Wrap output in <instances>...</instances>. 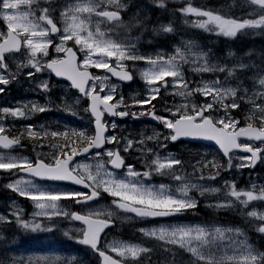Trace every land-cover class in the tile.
<instances>
[{
	"label": "snow or ice",
	"instance_id": "1",
	"mask_svg": "<svg viewBox=\"0 0 264 264\" xmlns=\"http://www.w3.org/2000/svg\"><path fill=\"white\" fill-rule=\"evenodd\" d=\"M150 2L167 9V0ZM128 7L127 0H0V86H3L0 94L23 76L35 85L33 91L38 90L46 98L44 104L29 100L18 101L17 107H0V147L22 148V141L28 139L35 153L34 158L0 155V170L27 177L15 179L6 187L30 200L38 210L32 213V219L23 218L18 209L10 214L0 213V224L14 225L25 233H51L59 229V221L54 218L79 222L80 226L74 229L76 235H70L69 231L63 234L89 248L98 264H143L141 254L155 251L150 246L108 242L105 230L117 219H178L197 207L191 191H199L200 195L220 191L188 180L183 175L182 159L172 153L161 157L145 146L147 141L157 142L158 147L182 140L213 142L225 162H221L218 154L212 159L206 154L197 161L199 167H194V172H200V180H216L221 171L255 167L258 160L264 161V64L246 77L251 81L249 87L236 73L257 69L255 64L243 59L232 67L211 63L191 42L175 46L172 55L163 51L142 53L137 43L118 38L119 30L141 27L149 18L138 11L125 21ZM243 7L245 15L238 17L183 0L174 14L200 18L192 21V26L218 36L235 38L238 33L248 34V30H259L264 35V0H244ZM173 31L171 22L153 28L156 34ZM138 62L147 65L140 71L146 94H137L139 98L133 96L129 102L110 81L112 77L132 81ZM183 64H192L191 70L197 74L224 73L225 79L214 76L193 86L185 77ZM53 77L57 78L54 86L64 87L68 92L75 90L71 92L73 105L65 102L56 107L78 116L76 106H81L87 114V123L63 128L25 124L21 130L15 123L17 120H27L34 113L52 109L54 101L48 94L52 91ZM229 77L237 81L234 86L227 83ZM162 92L165 95L171 92L182 100L169 105ZM158 97L159 102L153 103ZM237 110L245 113L243 121ZM145 116L167 131L153 129L152 135L141 134V138L133 139L130 133L123 134L125 126L115 119L139 120ZM9 119L11 123L6 124ZM45 141L56 150L45 152ZM132 152L141 153L138 159L143 158L145 170L126 162L125 154ZM80 156L96 163L83 164L76 159ZM204 170H208L207 176ZM154 173L171 176L177 186L147 183ZM224 186L226 199L217 203L216 208L239 203L248 209L253 201L264 202V185L253 182L251 189H238L234 181L225 179ZM104 194L112 198L107 208L98 206ZM244 214L253 230L264 236V212L251 210ZM140 231L162 242L166 252L172 251L169 245L187 252L189 264H264V248L251 244L245 231L238 227L168 222ZM0 241V264H74L77 260L75 256L38 255L25 262L23 256L11 254V242L3 235ZM172 264H176L175 260Z\"/></svg>",
	"mask_w": 264,
	"mask_h": 264
},
{
	"label": "flooded vegetation",
	"instance_id": "2",
	"mask_svg": "<svg viewBox=\"0 0 264 264\" xmlns=\"http://www.w3.org/2000/svg\"><path fill=\"white\" fill-rule=\"evenodd\" d=\"M211 3V5H205L206 2ZM221 8L227 9V6H230L231 3H226L225 0H222ZM230 2L231 0H227ZM219 2H213L211 0H201V4L197 7L206 8V9H214L217 10V4ZM207 4V3H206ZM131 7H128L127 12L132 11ZM224 12V10H222ZM230 13L229 15H234ZM225 13V12H224ZM125 21L130 20V15L128 13H124ZM122 35V34H121ZM120 35V37H121ZM118 37V38H120ZM14 66V61L11 62ZM131 63V62H129ZM140 68V65L137 63V69ZM97 71V70H93ZM52 91L48 94L51 96L52 100L54 101V105L50 111H46L44 113H34L32 114L29 119L27 120H17L15 123L18 126H22L25 124H36L37 126L41 124H48L52 127H65V126H78L81 124L87 123V114H85L81 110V106L77 107L79 112L78 116L70 115L63 107H56V105L62 106L65 102L69 105H73L74 99L71 96V92H75V90H71L68 92L64 87H56L57 79L54 77L52 78ZM67 83L66 81L64 82ZM118 83V82H117ZM51 84V85H52ZM120 91L118 93H122L129 102H131V98L133 96H139L142 89H145L144 85L140 80V76L138 75V70L135 72L134 80L130 84H124L119 82ZM3 87V86H0ZM35 85L30 84L29 81L21 76L18 80L12 82L7 87V91L3 94H0V107L7 106V107H16L12 106L13 104L9 103L14 97H18L19 101H38L41 104L46 103V98L44 95L39 94L38 90L33 91L32 89ZM165 101L169 105L179 104L182 100L180 96H173L171 93L165 95ZM63 96V99L60 97ZM199 99V98H198ZM13 102V101H12ZM159 97L157 101H153V103H158ZM151 107V105L146 106ZM167 115V113H164ZM83 117V119H81ZM108 119H112L109 117ZM117 122L123 126V134H131L133 139L141 138V134L144 137L152 135L153 129H156L161 132H166V129H163L162 126L157 127V122L152 121L150 117H141L139 120H134L130 117H125L123 120L120 118H115ZM5 123H11V120L5 121ZM162 140V137H161ZM23 147H16L14 146L11 149H3L0 147V154L1 155H12V156H27L30 158L35 157V153L32 151V142L28 139H24L22 141ZM146 147L153 148L161 157L166 156L168 153H172L175 156L182 159L185 164L183 168V175L193 183H198L203 187L207 188H219V192H211L206 191L204 195H200L199 191H191L189 194L193 196L197 200V207L194 209L188 210L182 216L177 218H167V220H160L159 218H131V219H117L115 221L116 226L111 230H108L106 240L111 242L113 240H118L122 242H130V243H143L146 242L150 246L157 243L160 247H157L156 256L150 257L148 263H155V264H164L166 262H173L169 255V252L162 250L161 244L162 242L156 241L153 238L146 237L143 238L140 229L142 228H152L158 226L159 223H189V224H203V225H215L221 227H238L245 231L246 235L249 237L250 241L256 244L255 246L260 245V243L264 242V236L257 233L253 228L250 226L249 218L245 216V212L256 210L258 212H264V202L261 201H253L249 204L248 209H244L239 203L234 204L232 207H223V208H216L214 207L217 203H223L226 199L225 196V186L224 180L227 179L228 181H234L238 189H251L252 183L255 182L258 186L264 185V161L260 160L259 163L255 167H245L243 169L237 170L233 167L230 171H221V175L216 178V180H200V172L195 171L194 167H199L197 165L198 160H202L205 155L207 154L208 159H212L214 155H219L221 158V162H225V158H222V155L219 154L217 149L214 146L204 144L202 142H194L188 140L177 141L175 143L168 142L167 147H158L157 142L155 141H147ZM111 147V146H109ZM45 152L55 151L56 149L48 144L47 141L44 142ZM127 156V163L134 164L138 170H145L144 169V160L143 158L138 159L141 157L140 152H132L131 154H125ZM243 155V154H241ZM79 162L84 163L87 162L90 158H85L84 156H80L76 158ZM238 163V161H234V164ZM122 171V170H120ZM212 171H215L213 169ZM205 176L208 174V170H204ZM27 178L26 176L20 174L19 176H9L8 173L1 171L0 172V211L5 212V214H10L13 210L10 204L14 205V209L20 210V214L25 219H32V213L37 211L34 208L32 202L30 200L25 199L24 197L19 196L17 193L12 192L10 189L6 187L7 184L11 183L15 179L19 178ZM251 178L253 180H251ZM41 184H47L49 182L45 181H37ZM147 183H153L156 185L165 184L175 188L178 184L171 176H162L158 174H153L150 180L146 181ZM15 197V198H14ZM111 197H108L107 194H104L103 197L99 200L98 206L107 205V207L111 204ZM26 200V201H25ZM79 206H77L78 208ZM123 215V214H122ZM132 215V214H128ZM14 219V217H13ZM64 219V218H62ZM37 220H44V218L37 217ZM70 222H65V225H68ZM3 227L10 228L7 233L11 234L12 237L24 239L25 236L32 235L35 238H41L44 236L49 238V240L57 239V234L54 232H36V233H25L22 229L17 228L11 224H4ZM0 226V233L3 230V227ZM102 239H104L102 237ZM21 250H26L24 246H19L18 248ZM52 250V248H50ZM36 251L37 248H34ZM33 250V251H34ZM189 255L187 252H180L179 253V264H189V260L185 257ZM147 262V261H146ZM144 262L143 264H146ZM178 263V262H176Z\"/></svg>",
	"mask_w": 264,
	"mask_h": 264
},
{
	"label": "trees",
	"instance_id": "3",
	"mask_svg": "<svg viewBox=\"0 0 264 264\" xmlns=\"http://www.w3.org/2000/svg\"><path fill=\"white\" fill-rule=\"evenodd\" d=\"M139 1L137 4H141L143 0H137ZM239 3V5L243 6L244 0H235ZM148 5L146 7H141L138 5L137 8L134 7V9L131 11V18L135 13L140 11L141 16L147 15L149 18L144 21L143 26L136 27L134 29H131V33L137 37L138 40L142 43L143 51H150L154 50V44H159V42H167V38L172 37L174 34H176V29L179 24H181L185 20H189L188 16H182L179 13L174 14V10L179 8L182 3H173L167 0V9H161L158 7H155L150 0H147ZM210 2V1H209ZM209 2L207 4H209ZM246 11V10H245ZM169 22L172 23V26L174 28L173 33H160L156 34L153 32V28H158L160 23L168 24ZM189 29H186V33L190 34V32L194 29L192 26V23L188 25ZM205 34V33H204ZM249 34V33H248ZM248 34H244L245 40L247 42L246 45H236V55L243 59L246 63L249 64H255L257 66V69H252V71L258 70V67L262 64H264V35L259 34V30H251L250 36L246 38ZM220 36H216L214 39H219ZM155 39V40H154ZM241 41V40H239ZM168 43V42H167ZM171 42L168 44V46L164 47L163 50L167 51L168 53H172V44ZM212 51H209L211 57L213 60L218 62V59L220 58L219 54H224L222 51L211 49ZM156 51V49L154 50ZM248 53H251L248 55ZM249 72V71H248ZM241 74L240 71H237L236 75L239 76ZM214 76H218L221 80L225 79L224 73H215V74H204L202 79L207 78H214ZM234 80V78L229 77L227 82H231ZM237 115L240 117V119H244V113H240L239 110H237ZM91 253V252H90ZM156 253V252H155ZM169 255L174 258V253L169 252ZM91 256H94L93 254ZM153 257L156 256L152 255ZM148 264H155V263H148Z\"/></svg>",
	"mask_w": 264,
	"mask_h": 264
},
{
	"label": "rangeland",
	"instance_id": "4",
	"mask_svg": "<svg viewBox=\"0 0 264 264\" xmlns=\"http://www.w3.org/2000/svg\"><path fill=\"white\" fill-rule=\"evenodd\" d=\"M134 0H127V2L129 3V6H130V4L133 2ZM170 2H173V3H180V2H182L183 0H169ZM139 6H141V7H146L147 5H148V2H144V3H141V4H138ZM233 7H234V5L233 4H231L230 6H227V9L228 10H232L233 9ZM102 27H105V26H103L102 25ZM130 40H132L133 42H135V43H137V47H138V49H139V51H141L142 53H146V54H149V55H152V54H155L156 52H158V51H163L166 55H168V52L167 51H165V50H156V51H143V50H141L140 49V41L139 40H135V39H130ZM191 42L192 44H194L195 46H196V50H198V51H200V52H203L204 54H206L207 55V57H208V59L210 60V62L211 63H216L215 62V60H213V58L211 57V55H210V53L209 52H207L205 49H204V47L202 46V45H200L198 42H196L195 40H193V39H190V38H184V37H180L179 38V40H178V42H176V44H175V46H182L183 45V42ZM220 41H222L221 40V38H219L217 41H215V43L217 44V45H219L220 44ZM175 46H174V48H175ZM229 52H232L233 53V51H231V50H227L226 52H225V56H226V59H227V65L229 66V67H232L234 64H236L239 60H241V59H239L235 54L234 55H232V56H229L228 55V53ZM224 55H220V58H222V59H224V57H225ZM145 67H147V65L146 64H142V66H140V68L138 69V73H139V75H140V71H142ZM182 67H183V70H184V73L186 74V70L188 69L190 72V82H192V84H193V86H195V84H196V82H195V80H194V78L195 77H197V76H199V75H202V74H197V73H194L191 69H192V67H193V65L192 64H183L182 65ZM253 72L254 71H249V72H246V73H244V72H241V74H239V77L244 81V83L246 84V85H248L249 87H251V81L250 80H248L246 77H248V76H251L252 74H253ZM169 79H171V78H169ZM52 81H53V79L51 80V84H52ZM141 82H142V84L144 85V83H143V81H142V79H141ZM110 83H115L116 85H117V91H120V86H119V84L118 83H116V82H114V81H110ZM229 85H232V86H234L236 83H237V81L234 79V80H232L231 82H227ZM53 85V84H52ZM59 88H61V87H59ZM107 90V89H106ZM163 93V92H162ZM171 93V92H170ZM140 95H145L146 94V90L145 89H142V91L139 93ZM200 100H202L203 99V97H198ZM179 102H181V101H179ZM73 104H74V102H73ZM147 106H149V105H147ZM76 107H79V106H76ZM146 107V106H145ZM244 116H245V113H244ZM239 117V116H238ZM240 118V117H239ZM242 120V119H241ZM1 155V154H0ZM12 156V155H11ZM96 162L94 161V160H92L91 158L87 161V162H84L83 164H86V165H94ZM2 170H0V172H1ZM251 180H253L252 178H251ZM15 198V197H14ZM26 201V200H25ZM11 206H12V208L14 209L15 207H14V205L13 204H10ZM99 207H102V208H107V205H104V206H99ZM38 211V210H37ZM51 211V210H50ZM0 213H3V214H5V212H2V211H0ZM54 219H57V220H60V221H65V220H67V219H62V218H54ZM129 219H131V218H129ZM2 225H4V224H0V226H2ZM200 225H203V224H200ZM205 226V225H204ZM3 227V226H2ZM77 227H79V225L78 224H76V223H70V224H68V225H66L65 227H63L62 229H58L57 230V233L59 232V230H65V231H69V232H72V233H74V234H76L75 233V231H74V229L75 228H77ZM208 227H210V226H208ZM10 228H8V227H3V230L1 231V233H0V235H3V237H4V239L5 240H7V241H9V242H11L10 244L11 245H14V246H19L23 241L20 239V238H16L15 239V237H12L11 236V234H9V233H7L8 232V230H9ZM141 232V231H140ZM142 233V232H141ZM142 235H143V233H142ZM248 237V236H247ZM25 239H26V241H24L26 244H27V246H28V251H25V250H19V249H16V250H12L13 252L11 253L12 255H14V256H16V257H21V256H23L24 257V259H25V262H27V259L31 256V257H34V256H38V255H50V256H54V255H60V256H64V257H71V256H75L76 258H77V260H76V262H74V264H98L97 263V261H96V259H86L84 256H82V255H79V254H77V253H63V252H60V251H56V250H54V249H50L49 248V245H53V242L52 241H49V238H47V237H45L44 236V238L43 237H41V238H35V239H32V238H28V237H24ZM248 240H249V242L251 243V244H253L254 246L256 245V244H254L253 242H251L250 241V239H249V237H248ZM124 243H130V242H124ZM131 244V243H130ZM133 244H135V245H139V246H148V245H145V244H138V243H133ZM23 245H25V244H23ZM55 245V244H54ZM170 246V248L172 249V251H178V250H181V249H179V247L178 246H171V245H169ZM262 248H264V246H261ZM29 248H37V250L36 251H29L30 249ZM12 249V248H11ZM175 249H177V250H175ZM25 251V252H24ZM181 251H183V250H181ZM15 252V253H14ZM185 252V251H184ZM155 255V254H157V253H155V252H152V254L151 253H142L141 254V257L142 258H144V260L143 261H147V260H149V259H147V257H151L152 255ZM33 255V256H32ZM172 259H174L175 260V262H178V263H176V264H179V261H180V259H179V255H177L175 258H173L172 256H170ZM183 257H185L187 260H189L190 259V257L189 256H183ZM164 264H172L171 262H166V263H164Z\"/></svg>",
	"mask_w": 264,
	"mask_h": 264
},
{
	"label": "bare ground",
	"instance_id": "5",
	"mask_svg": "<svg viewBox=\"0 0 264 264\" xmlns=\"http://www.w3.org/2000/svg\"><path fill=\"white\" fill-rule=\"evenodd\" d=\"M211 1H213V2H218V0H211ZM186 29H189V27H188V25H186V24H179L178 25V27H177V29H176V33L177 34H185L186 33ZM249 36H250V34H248L247 36H246V38H248V39H250L249 38ZM155 40V39H154ZM247 40V39H246ZM168 44L169 43H167V42H159V44H154V50L156 49V50H161V49H163L165 46L167 47L168 46ZM171 45V44H170ZM213 226V225H212ZM35 251V250H34ZM33 256V255H32Z\"/></svg>",
	"mask_w": 264,
	"mask_h": 264
},
{
	"label": "water",
	"instance_id": "6",
	"mask_svg": "<svg viewBox=\"0 0 264 264\" xmlns=\"http://www.w3.org/2000/svg\"><path fill=\"white\" fill-rule=\"evenodd\" d=\"M114 79H116V80H118L116 77H113ZM122 82H124V83H130V81H122ZM203 142H206V143H210V144H213L214 145V143L213 142H211V141H203ZM259 161V160H258ZM258 161L256 162V163H258ZM114 226V225H113ZM112 226V227H113ZM111 228V227H110ZM107 230V229H106ZM105 230V231H106Z\"/></svg>",
	"mask_w": 264,
	"mask_h": 264
}]
</instances>
